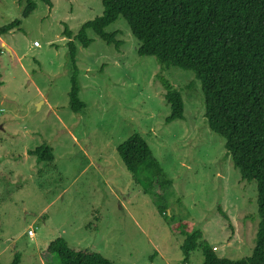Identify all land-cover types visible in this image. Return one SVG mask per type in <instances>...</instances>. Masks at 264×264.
<instances>
[{
	"label": "rangeland",
	"instance_id": "rangeland-1",
	"mask_svg": "<svg viewBox=\"0 0 264 264\" xmlns=\"http://www.w3.org/2000/svg\"><path fill=\"white\" fill-rule=\"evenodd\" d=\"M33 1L36 9L23 17L25 0H0V27L21 21L20 30L0 36V264L15 254L19 264H61L48 252L59 238L113 264H184L181 223L200 230L219 257L249 256L260 220L257 186L241 179L224 139L209 128L195 73L140 56L122 17L106 27L118 31L119 49L92 29L93 42L83 47L75 37L103 15L102 0ZM66 27L77 48L80 112L69 106L75 68ZM161 78L181 92L184 119L166 123L171 107ZM136 133L169 187L156 180L153 190L150 169L135 174L125 166L117 148ZM44 144L53 160L30 154ZM203 261L198 248L187 264Z\"/></svg>",
	"mask_w": 264,
	"mask_h": 264
},
{
	"label": "trees",
	"instance_id": "trees-1",
	"mask_svg": "<svg viewBox=\"0 0 264 264\" xmlns=\"http://www.w3.org/2000/svg\"><path fill=\"white\" fill-rule=\"evenodd\" d=\"M25 1L23 17H28L36 9V3ZM42 1L51 5V0ZM102 3L103 15L86 22L76 35L80 44L86 48L93 42L87 34L92 29L119 49L123 41L117 38L118 31L107 32L106 27L122 17L140 43V56L156 57L163 69L177 67L193 71L201 84L209 128L224 139L241 179L257 186L260 220L252 253L239 260L219 257L202 239L200 230L190 232L181 223L179 227L185 236L181 246L184 264L198 248L204 255L202 264H264V0H102ZM20 25L21 21L15 20L0 27V36L20 30ZM64 34L69 38V55L75 68L69 106L80 112L86 103L80 98L77 48L67 27ZM161 82L171 107L166 123L184 119L181 92L168 79L161 78ZM117 150L130 172L152 171L153 190L156 180L163 189L172 184L140 134L129 137ZM30 154L40 160L54 159L53 148L45 144ZM153 192L155 197L160 196ZM158 206L160 214L167 216V206ZM219 211L228 219L221 207ZM48 252L57 254L61 264H113L100 253L70 248L63 238L53 241ZM19 261V254H15L12 264Z\"/></svg>",
	"mask_w": 264,
	"mask_h": 264
},
{
	"label": "built area",
	"instance_id": "built-area-1",
	"mask_svg": "<svg viewBox=\"0 0 264 264\" xmlns=\"http://www.w3.org/2000/svg\"><path fill=\"white\" fill-rule=\"evenodd\" d=\"M35 44L37 45L38 42H35ZM28 234L33 236L34 235V231L32 229H29Z\"/></svg>",
	"mask_w": 264,
	"mask_h": 264
},
{
	"label": "crops",
	"instance_id": "crops-1",
	"mask_svg": "<svg viewBox=\"0 0 264 264\" xmlns=\"http://www.w3.org/2000/svg\"><path fill=\"white\" fill-rule=\"evenodd\" d=\"M0 41H2V38L0 37ZM4 45H6V42L5 41H2ZM8 47V46H7ZM11 50V48H8ZM12 51V50H11Z\"/></svg>",
	"mask_w": 264,
	"mask_h": 264
}]
</instances>
